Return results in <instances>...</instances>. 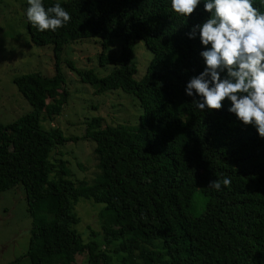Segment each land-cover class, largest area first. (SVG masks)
<instances>
[{
    "label": "trees",
    "instance_id": "trees-1",
    "mask_svg": "<svg viewBox=\"0 0 264 264\" xmlns=\"http://www.w3.org/2000/svg\"><path fill=\"white\" fill-rule=\"evenodd\" d=\"M42 2L45 8L60 3L71 15L56 31H40L27 19V0L21 5L30 42L51 47L54 72L15 77L31 111L0 123V192L17 185L23 190L32 219L25 252L30 264H74L77 255L85 256L84 264H113L112 254L119 264H264V138L228 111L229 100L220 110L201 111L193 103L200 97L185 92L206 67L199 32L188 36L210 17L204 0L190 17L175 13L171 0ZM253 6L264 12V0ZM88 38L102 40L99 63L112 69L97 77L71 61L67 67L93 93L119 89L141 110L135 125L85 121L82 137L94 144L97 169L90 184L62 177L64 161L53 152L67 139L54 126L42 128L38 118L53 121L65 102L59 54L66 44ZM112 38L121 47L116 56H105V41ZM137 40L151 56L134 80ZM225 177L230 186H209ZM78 198L103 205V249L74 229Z\"/></svg>",
    "mask_w": 264,
    "mask_h": 264
},
{
    "label": "rangeland",
    "instance_id": "rangeland-1",
    "mask_svg": "<svg viewBox=\"0 0 264 264\" xmlns=\"http://www.w3.org/2000/svg\"><path fill=\"white\" fill-rule=\"evenodd\" d=\"M24 0H0V123L6 125L29 113L31 106L21 96L12 82L15 77L28 73L50 76L54 72V57L49 46L33 45L26 32L22 17ZM102 40L88 38L66 44L58 56L57 66L63 75L66 91L61 111L53 121L48 122L39 114V124L47 129L56 127L67 140L58 145L54 157L64 161L63 178L74 183L84 181L90 184L96 176L93 142L82 137L85 121L92 117L101 119V126L117 123L135 125L140 113L136 99L119 89L95 94L94 87L79 81L71 71L67 61L76 68L90 69L97 77H102L112 69L111 64L99 63ZM104 55L116 56L121 43L112 38L105 41ZM150 53L140 40L131 50V61L138 80L145 71ZM138 114V115H137ZM59 166L57 167L58 171ZM53 179V173L49 176ZM103 205L91 200L78 198L73 205V213L78 217L74 229L86 241L93 238L103 249L100 223ZM191 215L197 209H188ZM31 217L26 212L24 193L20 185L0 192V264H30L25 255L30 235ZM95 234L91 236L90 232ZM108 248H112L111 245ZM117 254H112L113 264H119ZM85 256L77 255L74 264H84Z\"/></svg>",
    "mask_w": 264,
    "mask_h": 264
},
{
    "label": "clouds",
    "instance_id": "clouds-1",
    "mask_svg": "<svg viewBox=\"0 0 264 264\" xmlns=\"http://www.w3.org/2000/svg\"><path fill=\"white\" fill-rule=\"evenodd\" d=\"M26 16L40 31H56L71 20L60 3L45 8L42 0H27ZM201 0H171L172 10L190 17ZM204 10L210 17L193 26L188 33L199 38L204 51L200 53L205 69L193 76L185 92L196 108L204 111L220 110L227 99L228 111L244 125H253L264 138V12L253 6V0H204ZM210 45V48L208 47ZM227 73L221 78V73ZM230 178L215 179L209 186L220 190L221 184L230 186Z\"/></svg>",
    "mask_w": 264,
    "mask_h": 264
}]
</instances>
